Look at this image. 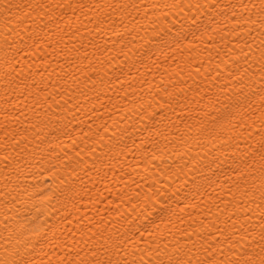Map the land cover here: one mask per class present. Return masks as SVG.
Segmentation results:
<instances>
[{
	"label": "bare ground",
	"instance_id": "obj_1",
	"mask_svg": "<svg viewBox=\"0 0 264 264\" xmlns=\"http://www.w3.org/2000/svg\"><path fill=\"white\" fill-rule=\"evenodd\" d=\"M197 3L0 0V264L257 250L259 227H233L245 213L231 168L264 136V75L245 62L261 17ZM162 109L171 124L146 131ZM243 199L257 225L264 208Z\"/></svg>",
	"mask_w": 264,
	"mask_h": 264
},
{
	"label": "snow or ice",
	"instance_id": "obj_2",
	"mask_svg": "<svg viewBox=\"0 0 264 264\" xmlns=\"http://www.w3.org/2000/svg\"><path fill=\"white\" fill-rule=\"evenodd\" d=\"M196 8H205V9H219L221 5L218 3V0H205L204 4H195L192 5ZM231 9V16L228 17L226 12L220 13L222 16L226 18H231L235 20L237 12L236 9L240 8L246 11L258 10L257 14L261 17V29L259 30V43H256L257 37L254 35L252 38V43L247 44L248 53L245 56V62L252 61V63L259 68L262 75H264V0H259V4L256 3V0H228L226 5ZM83 7V5H81ZM249 19H251L249 17ZM248 21H245L247 23ZM247 43V42H246ZM255 44V48L252 45ZM258 57V58H257ZM174 98L165 101L172 108ZM178 103V102H177ZM173 113L175 112V108H172ZM159 115V121H156V116ZM150 121L155 123H150L147 130H155L163 135L160 127L161 125L168 127L171 124L170 117H168L167 113L162 109L160 113H153L151 117H149ZM235 163V167L231 168V171L241 177L243 180L242 185L237 186V192H240L241 187L243 188V192L241 193L242 199L239 201V207L244 211L245 216L237 217V219H241L244 223H241L238 227L233 224L236 234L241 236V239L250 238V229H254L255 227H259V242L257 250H243L236 259H221L219 261L216 260V257L213 255L209 258L201 260L198 258V252L195 248V244L193 247L189 249L185 253V258H181L175 261V264H264V212H261L257 225H250L249 221L251 217L247 215L249 212L248 207L246 206L244 199L249 197L251 194V199L248 201L249 203H255L256 207L264 208V136H261L258 146L253 147L248 152L245 153L244 157L240 160L233 161ZM222 161H212L208 168L211 170L212 165L215 164L217 168L220 167ZM215 175V173H213ZM201 179H208L201 174ZM218 182V181H217ZM193 185L199 191L203 185L197 183V177L193 175ZM211 186V184H209ZM158 195V194H157ZM258 197L259 203H257L256 198ZM42 225H37L34 222L33 232L34 235H38L40 232V228ZM240 241L236 243L239 244ZM28 245H25L27 248ZM209 250H205L202 254L208 257ZM16 256L19 259H12L10 262L5 261L4 264H34L31 259L25 258L20 251L16 253ZM97 264H100L97 261ZM169 264H172L169 261Z\"/></svg>",
	"mask_w": 264,
	"mask_h": 264
}]
</instances>
